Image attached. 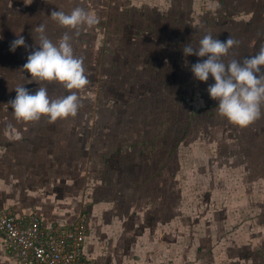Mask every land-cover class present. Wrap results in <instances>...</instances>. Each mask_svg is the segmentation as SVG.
Here are the masks:
<instances>
[{"label": "rangeland", "instance_id": "1", "mask_svg": "<svg viewBox=\"0 0 264 264\" xmlns=\"http://www.w3.org/2000/svg\"><path fill=\"white\" fill-rule=\"evenodd\" d=\"M76 6L99 18L79 35L50 17ZM41 24L54 42L73 35L90 81L82 90L23 69ZM208 33L240 41L225 62L255 55L264 0H0V113L73 179L100 264L103 244H175L176 256L190 257L199 244H264V104L247 127L218 114L211 74L202 82L191 71L207 57L183 53ZM18 35L30 47L10 51ZM19 84L32 94L45 86L51 98L76 91L77 115L17 120L9 101Z\"/></svg>", "mask_w": 264, "mask_h": 264}, {"label": "clouds", "instance_id": "2", "mask_svg": "<svg viewBox=\"0 0 264 264\" xmlns=\"http://www.w3.org/2000/svg\"><path fill=\"white\" fill-rule=\"evenodd\" d=\"M50 17L73 35H79L83 27L92 28L99 22L94 13L81 6L72 8L68 13L54 10ZM35 32L39 47L28 54L23 69L38 83L56 81L69 90L85 88L90 81L85 74L84 58L74 54L73 35L65 31L58 42H54L46 34L44 24L37 26ZM239 43L231 36L221 41L208 33L200 39L199 47L186 44L183 53L207 57L191 66L194 78L203 82L211 74L215 83L208 86L207 92L210 98L218 101V114L235 125L247 127L260 118L261 105L264 104V71L261 68L264 66V44L255 55L225 62L223 57L228 56L230 49ZM17 46L26 50L30 47L20 35L11 42L9 50L15 51ZM14 90L16 96L9 104L17 120L38 121L44 115L49 123H54L58 118L76 116L80 107L76 91L51 98L45 86H40L34 94L22 84L15 86Z\"/></svg>", "mask_w": 264, "mask_h": 264}, {"label": "crops", "instance_id": "3", "mask_svg": "<svg viewBox=\"0 0 264 264\" xmlns=\"http://www.w3.org/2000/svg\"><path fill=\"white\" fill-rule=\"evenodd\" d=\"M13 121V115L0 113V208L15 216L37 214L44 225L72 222L79 215H84L87 221L88 212L79 211L77 194L72 189L73 179H65L61 163L47 160L45 151L39 147L32 149L29 138L19 129L15 130ZM64 185L70 189L64 190ZM84 205L87 207L86 203ZM88 229L87 221L84 253L94 264H100L94 257L97 256L96 249L90 244ZM198 246L202 247L201 252L190 257L176 256L175 244H124L123 247L120 244L119 248L103 244L102 254L98 257L103 264H258L259 260L264 264V244ZM243 247L245 250L241 251ZM0 264H17L7 253L1 233Z\"/></svg>", "mask_w": 264, "mask_h": 264}, {"label": "built area", "instance_id": "4", "mask_svg": "<svg viewBox=\"0 0 264 264\" xmlns=\"http://www.w3.org/2000/svg\"><path fill=\"white\" fill-rule=\"evenodd\" d=\"M0 233L17 264H94L84 253L87 221L42 224L37 214L15 216L0 208Z\"/></svg>", "mask_w": 264, "mask_h": 264}]
</instances>
